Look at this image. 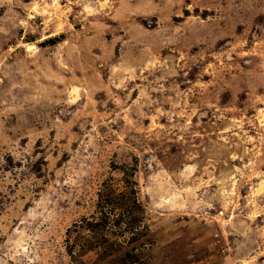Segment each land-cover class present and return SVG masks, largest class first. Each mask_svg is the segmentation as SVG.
<instances>
[{
    "label": "rangeland",
    "instance_id": "1",
    "mask_svg": "<svg viewBox=\"0 0 264 264\" xmlns=\"http://www.w3.org/2000/svg\"><path fill=\"white\" fill-rule=\"evenodd\" d=\"M0 264H264V0H0Z\"/></svg>",
    "mask_w": 264,
    "mask_h": 264
},
{
    "label": "bare ground",
    "instance_id": "2",
    "mask_svg": "<svg viewBox=\"0 0 264 264\" xmlns=\"http://www.w3.org/2000/svg\"><path fill=\"white\" fill-rule=\"evenodd\" d=\"M34 48V46H31V47H29V49H33ZM27 49V48H26Z\"/></svg>",
    "mask_w": 264,
    "mask_h": 264
}]
</instances>
